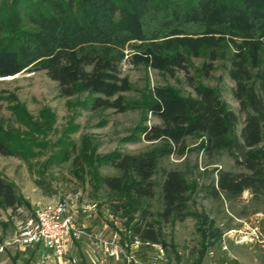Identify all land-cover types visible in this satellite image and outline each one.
<instances>
[{
    "label": "trees",
    "instance_id": "16d2710c",
    "mask_svg": "<svg viewBox=\"0 0 264 264\" xmlns=\"http://www.w3.org/2000/svg\"><path fill=\"white\" fill-rule=\"evenodd\" d=\"M192 59H202L198 74L204 78L221 64L244 119L239 128L238 115L220 94L192 77L194 95L168 86L150 89L145 113L157 123L142 129L150 149L109 156L106 164L116 175L100 179L108 194L119 197L118 208L138 213L131 245L165 249L164 226L187 218L196 220L204 240L206 223L210 238L219 240L214 222L190 209L195 184L184 172L163 169L160 183L153 179L161 159L185 153L189 137L201 139L206 154L226 153L233 162L232 170H217L208 188L212 199L231 203L248 191L264 201V0H0V78L44 71L62 97L86 93L96 111L130 108L124 94L132 85L122 63L172 76L188 74ZM11 145L0 122V155H14ZM155 196L158 208L151 213L147 201ZM25 204L0 173V211ZM215 242H201L192 264H200Z\"/></svg>",
    "mask_w": 264,
    "mask_h": 264
},
{
    "label": "rangeland",
    "instance_id": "374dc122",
    "mask_svg": "<svg viewBox=\"0 0 264 264\" xmlns=\"http://www.w3.org/2000/svg\"><path fill=\"white\" fill-rule=\"evenodd\" d=\"M191 63L188 74L177 71L172 76L142 65L132 67L122 63V74L132 85L131 91L124 94L130 104L124 113L93 110L86 93L62 97L57 83L44 71H25L0 78V122L15 150L12 156L0 155V173L15 184L26 202L15 210L0 211V222L7 224L0 226V244L9 242L18 226L32 217L37 208L51 202H65L74 215L75 224L83 226L90 235L70 244L69 256H65L70 260L68 264H82L83 261V264H90V260L99 258L102 252L99 239L113 234L137 258L138 253L130 250L128 236L138 213L129 216L123 208H118L119 197L108 194L100 179L116 175L106 164L109 156L150 149L142 132L145 126L157 123L145 113L150 89L168 86L182 95H194L188 81L192 77L220 94L224 103L238 115L239 128L244 119L233 96L234 83L221 64L217 63L210 77L204 78L198 74L202 59H192ZM201 141L187 138L185 153L161 159L153 179L159 184L163 169L184 172L187 180L195 184L190 195V209L214 222V229L220 233L219 240L215 242L210 238L209 223L201 226L207 237L204 240L193 218L164 226L166 261L168 264H192L202 251L200 243L209 241L215 244L207 247L200 264H264V201L253 200L248 191L231 203L212 199L208 188L215 181L217 170H232L233 162L226 153L206 154L200 147ZM127 197L122 200H128ZM147 202L148 211L154 213L158 208V196ZM242 210L245 214H241ZM94 220L100 223L97 229L92 223ZM138 251L144 254L146 261L154 260L157 254L156 248L148 246H139ZM14 260L17 264L63 262L36 246L20 249L7 245L0 255V264H15Z\"/></svg>",
    "mask_w": 264,
    "mask_h": 264
},
{
    "label": "built area",
    "instance_id": "2783aa9c",
    "mask_svg": "<svg viewBox=\"0 0 264 264\" xmlns=\"http://www.w3.org/2000/svg\"><path fill=\"white\" fill-rule=\"evenodd\" d=\"M83 237L90 235L84 231L83 226L78 227L75 224L74 215L65 202H51L37 208L32 217L18 226L9 242L0 244V255L7 245L20 249L40 246L52 252L57 259H61L65 255L69 240L78 241ZM99 242L103 254L109 259L123 258L128 264H164V251L161 245H152L157 249L154 260L142 262L127 251L116 234L99 239ZM138 245V242L134 243V247Z\"/></svg>",
    "mask_w": 264,
    "mask_h": 264
},
{
    "label": "crops",
    "instance_id": "0c3cea01",
    "mask_svg": "<svg viewBox=\"0 0 264 264\" xmlns=\"http://www.w3.org/2000/svg\"><path fill=\"white\" fill-rule=\"evenodd\" d=\"M93 224H95L94 225V228H98L99 227V225H100V223L99 222H97L96 220H94L93 222H92ZM92 224V225H93ZM91 225V226H92ZM103 229V228H102ZM72 242H75V243H77V241L76 240H69V242L67 243V246H66V252H65V255H64V257L63 258H61V259H63V262L61 263V264H68V263H70V260L69 259H65V256L66 257H68L69 256V253H70V244L72 243ZM139 246L140 245H138V247H134V244H130V250H135L136 251V253H138V256H137V260H139V261H142V262H149V261H146L145 260V258L143 257L144 256V254L141 252L140 253V251H138V249H139ZM36 248H38V249H43L42 247H40V246H36ZM25 249V248H24ZM89 250H90V248H88ZM45 250V249H44ZM76 251H77V253L78 254H80V252L78 251V249H76ZM50 252V251H49ZM101 252V251H100ZM132 252V251H131ZM51 254H52V252H50ZM103 252H101V254H100V256H99V258H92L91 260H90V264H128L126 261H125V259H123V258H118V259H109L106 255H104V254H102ZM132 254V253H131ZM31 257H33L34 258V256L32 255ZM61 259H57L56 258V260H61ZM14 262H15V264H17V262L14 260ZM84 263V261L82 262V264ZM28 264V263H27ZM30 264V263H29Z\"/></svg>",
    "mask_w": 264,
    "mask_h": 264
},
{
    "label": "water",
    "instance_id": "95a60500",
    "mask_svg": "<svg viewBox=\"0 0 264 264\" xmlns=\"http://www.w3.org/2000/svg\"><path fill=\"white\" fill-rule=\"evenodd\" d=\"M13 77V76H12ZM6 78H8V77H6Z\"/></svg>",
    "mask_w": 264,
    "mask_h": 264
}]
</instances>
